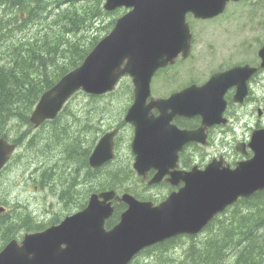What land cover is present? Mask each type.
I'll list each match as a JSON object with an SVG mask.
<instances>
[{"label":"water","instance_id":"water-1","mask_svg":"<svg viewBox=\"0 0 264 264\" xmlns=\"http://www.w3.org/2000/svg\"><path fill=\"white\" fill-rule=\"evenodd\" d=\"M243 0H105L104 9L128 11L112 31L93 48L83 63L63 76L40 98L31 117L34 129L55 120L78 92L102 96L113 92L123 77H130L134 100L124 121L134 128L131 149L133 169L143 181L156 170L148 185L166 182L183 187L165 201H139L115 190L91 195L87 207L60 224L11 240L0 251V264H130L143 250L179 236H196L214 218L240 199L264 191V128L255 130L248 144L251 159L231 168L211 162L205 169L177 170L179 152L190 142L205 144V130L222 117L225 95L236 88L234 103H244L248 82L259 70L249 64L214 74L204 85H191L168 98H153L151 82L158 70L191 54L193 34L187 20H209L221 15L230 2ZM264 69V45L259 51ZM157 113V114H156ZM178 116H200L202 128L181 131L173 123ZM212 120V122H210ZM118 129L106 133L89 158L99 169L115 158ZM202 137V138H200ZM240 144L238 150L244 148ZM17 150L0 138V172ZM168 176L167 178H165ZM127 209L118 224L108 230L114 202ZM5 208L0 206V214Z\"/></svg>","mask_w":264,"mask_h":264},{"label":"trees","instance_id":"trees-1","mask_svg":"<svg viewBox=\"0 0 264 264\" xmlns=\"http://www.w3.org/2000/svg\"><path fill=\"white\" fill-rule=\"evenodd\" d=\"M103 6L104 0H0V137L16 143L20 150L25 148L33 156L56 153V161L79 164L87 169L82 182L90 191L82 193V203L72 204L70 200L71 197L79 199V185L60 195L69 210L85 207L90 192L116 190L130 192L139 199H144L145 194L128 183L140 181L131 162L114 167L117 158L97 170L88 165V157L103 133L115 127L126 128L123 117L133 101L129 79H123L113 93L104 96L77 93L55 120L47 121L37 130L38 134L31 136L30 116L41 96L80 66L125 12H107ZM79 95L83 99L78 105ZM73 103L77 104L71 106ZM23 128L28 130L23 132ZM88 134L92 137H86ZM13 160L14 157L11 163ZM115 207L109 225L119 220L125 208L121 204ZM233 211L227 220L219 218L210 225V230H218L216 234H210L199 248L191 247L190 258L187 256L192 261L189 264H220L225 255L232 257L229 264H264V191L250 199H241ZM29 217L26 213L0 215V251L11 240L18 239L22 231L34 229L28 222ZM174 241L146 249L131 264L146 253L151 255L144 260L166 255ZM171 262L188 264L186 259Z\"/></svg>","mask_w":264,"mask_h":264},{"label":"rangeland","instance_id":"rangeland-1","mask_svg":"<svg viewBox=\"0 0 264 264\" xmlns=\"http://www.w3.org/2000/svg\"><path fill=\"white\" fill-rule=\"evenodd\" d=\"M188 21L193 33L192 53L186 60H181L170 67L163 76H156L152 85L154 97L169 95L190 81L205 82L219 68L238 63L251 64L259 60L258 51L264 43V0L230 3L225 12L215 19L200 21L191 16L188 17ZM255 93L261 101H264V73L258 77ZM82 99L83 96L79 95L78 105ZM80 104L83 105L84 102ZM236 119L234 136L238 138V142L242 138L250 139L252 127L256 124L264 125V114L263 117H259L257 110H254L251 104L239 108ZM22 130L24 132L28 128ZM37 130L30 129L31 136L38 134ZM86 137L91 138L92 135L88 134ZM132 137V128L122 130L116 144L119 159L114 163V167L132 162L130 159ZM42 143L47 144L45 141ZM55 154L43 153L37 157L33 156V153H27L25 148L18 149L13 162L0 174V201L2 202L0 206H5L11 215L13 213L30 214L28 222L34 228L31 232L38 231L40 225L48 224L56 217L62 220L66 216V210L69 208H66L65 203L60 200V195L64 190H70V187L79 185L80 194L90 191V188L82 182V178H86L87 169H83L79 164L77 166L67 164L63 160L56 161ZM203 154L206 156V153H197L198 161H202ZM114 167L110 169L114 170ZM48 172L51 174L50 177ZM58 173L61 174L58 176ZM62 175L63 181L61 180ZM128 183L136 188L139 187L138 182L128 181ZM149 189L146 190V194L148 197L151 196L150 200L153 202L162 200L163 195L168 192L165 187ZM83 197L80 195L79 199L82 198L83 201ZM79 199L71 197L70 200L73 201L72 204H79ZM233 212L231 209L221 218L227 220ZM217 231L213 228L192 239L189 237L176 239L171 243L166 255L159 258L152 256L144 260L146 256L151 255L146 253L135 264H160L165 261H168L167 264H173L172 259L176 261L186 259L188 264L192 263L187 260V256L188 259L190 258L188 252L191 247L199 248V245L205 242L210 234H216ZM229 260L232 261V257L228 258L225 255L220 264H229Z\"/></svg>","mask_w":264,"mask_h":264},{"label":"flooded vegetation","instance_id":"flooded-vegetation-1","mask_svg":"<svg viewBox=\"0 0 264 264\" xmlns=\"http://www.w3.org/2000/svg\"><path fill=\"white\" fill-rule=\"evenodd\" d=\"M181 60H183V59L181 57H179L177 59V62H179ZM238 64L243 65L244 63H238ZM235 65H237V64H235ZM235 65H231L229 67L217 69V71H214L205 82H207L214 74L224 72V71L228 70L229 68H231ZM250 65L253 67L259 66L260 65V59L257 62L251 63ZM168 69L169 68L162 70L158 74V76H160V75L163 76L164 73ZM262 73H264V69H259L258 72H256L251 77V79L249 80V82L247 84L248 96L245 99L244 103H242V104L234 103L233 99H234L235 94H236V88H231L227 91V93L225 95L226 108L223 112L222 117L213 120L214 124H212L211 126H208L206 128V130L204 132L205 144H203L201 142H195V141L186 144L183 147L182 151L179 152L177 170L190 171L195 166L203 169L209 163L214 162V161L221 163V164L224 163L225 165L229 164L232 167H234L237 162L242 161V160H246V159H249L252 157V151L249 149L248 146L241 148L242 152L238 151V145L239 144H248L250 139L249 138H242L241 141L238 142V138L236 136H234V134L236 133V129L234 128V122H236V120H237L236 118L238 116V109L243 107L244 105H248V104L253 105V108H254V110H257L259 117H263L264 101H261V99L255 93V86L257 85L258 77ZM205 82L196 83L195 81H190L188 84L186 83L183 87H181L175 91H179V90H181L187 86H190L192 84H197V85L201 86ZM167 96H169V95L161 96V97H167ZM235 112H236V115H234ZM210 122H212V120H210ZM173 123L181 131H196V130H199L200 128H202L203 119L200 116H193L190 118L179 116L173 121ZM261 128H264V125L259 126L258 124H256V126L252 127V132L256 129H261ZM200 138H202V137H200ZM250 138H251V136H250ZM197 153H200V154L206 153V156H204V154H203L202 161H198L197 160ZM241 153H244V154H241ZM155 172H156V170L149 171V174H148L149 179L153 176V174ZM142 186L145 187L144 188L145 189L144 190L145 191L144 199H139L136 196L139 200H142V201H149L150 199H152L151 196L148 197V195L146 194V190L148 188L151 189V188H155V187H165L166 189H168V192L163 195L162 200H160L158 202H154L157 205V204L161 203L170 193L177 191L179 188L184 186V184L181 183L179 186H172L169 183L161 182L159 184L149 186L147 183H139L138 188H136L134 186L133 187L137 191L141 192L143 190V189H141ZM81 195H82V193H81ZM82 202H83L82 198H80L79 203H82ZM115 204H118V203H115ZM65 205H66V203H65ZM126 208L127 207H125L121 213H123L126 210ZM83 209H84V207H77L73 210H66L67 211L66 216L62 220H60V217H56L50 223L45 224V225H40L41 229H38V231L43 230V229H45L49 226H52V225H58L68 216H70L76 212H79ZM115 210H116V207H115ZM109 220L106 223L107 229L113 228L117 224V222L119 221V220H117V222L114 223L113 225H109ZM108 226H111V227H108ZM207 230H209V229H205V232Z\"/></svg>","mask_w":264,"mask_h":264}]
</instances>
